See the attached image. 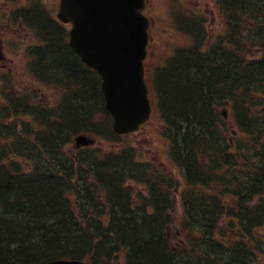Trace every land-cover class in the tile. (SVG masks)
Instances as JSON below:
<instances>
[{
  "label": "trees",
  "instance_id": "16d2710c",
  "mask_svg": "<svg viewBox=\"0 0 264 264\" xmlns=\"http://www.w3.org/2000/svg\"><path fill=\"white\" fill-rule=\"evenodd\" d=\"M217 2L227 6L237 28L238 20L241 26L243 15L252 10L255 45L262 54L251 59L246 54L203 52L194 45L179 51L151 77L162 119L180 137L173 150L183 157L195 185L216 190L191 188L183 197L187 206L182 226L189 241L200 238L197 251L170 247V216L164 206L168 197L141 195L142 204L137 205L123 188L132 172L139 181L149 182L146 173L131 168L132 154L70 150L72 138L82 132L111 139V116L99 81L68 46L62 28L44 14H33L48 33L50 49L42 59L50 77L73 95L54 113L47 111L39 120L19 125L21 129L3 125L0 130V139L7 143L0 155V264H42L64 257L92 264H124V259L126 264H264V238L258 234L264 228V118L251 113L242 117L244 130L263 144L256 149L257 166L245 164L248 154L232 158V146L218 130L219 121L213 120L219 102L231 98L242 111L253 93L264 90V0ZM242 87L245 97L240 99L237 90ZM101 114L103 120L97 118ZM19 155H27L40 170L11 176L8 163L14 166ZM237 196L239 201H231ZM227 218L237 230L238 240L230 245L219 234ZM124 248L129 257L123 255Z\"/></svg>",
  "mask_w": 264,
  "mask_h": 264
},
{
  "label": "water",
  "instance_id": "95a60500",
  "mask_svg": "<svg viewBox=\"0 0 264 264\" xmlns=\"http://www.w3.org/2000/svg\"><path fill=\"white\" fill-rule=\"evenodd\" d=\"M143 0H62L60 18L74 23L70 45L103 78L102 91L120 133L139 128L150 116L144 78L149 22L140 14ZM80 144L90 143L85 136ZM87 143H86V142ZM47 264H85L55 260Z\"/></svg>",
  "mask_w": 264,
  "mask_h": 264
},
{
  "label": "rangeland",
  "instance_id": "374dc122",
  "mask_svg": "<svg viewBox=\"0 0 264 264\" xmlns=\"http://www.w3.org/2000/svg\"><path fill=\"white\" fill-rule=\"evenodd\" d=\"M50 3V7L54 8V6L56 7L58 0H47ZM149 8L151 9V14H152V18L154 20V25H153V29H152V34H153V45L150 48V52H149V59L148 62L146 63V66L149 68V71H153L156 67H158L161 63H162V58L163 60L168 57L169 54L172 50L175 49L176 45H180V44H187V36L186 34L182 33H177L175 31V21H174V14L177 12L176 10H182L186 13H190L192 10H196L198 12H201L202 14H204L209 20H207L209 22V24H206V29L208 30V34L206 35L208 38V42H214L216 40H218V38L220 36H223L226 29L224 28L225 26V22L224 17L222 15V12L219 10V7L216 5H214V1L213 0H152L151 1V5H149ZM211 19H214L211 21ZM169 25L172 27V31H170ZM20 31H25L24 28H22ZM171 32V34H170ZM170 34V35H169ZM158 37L162 40V42L164 44L158 43L156 42L158 40ZM33 43H37V39L32 40ZM174 49H171L173 48ZM15 49L18 47L17 45L15 46ZM26 48V46H25ZM177 48V47H176ZM19 49V48H18ZM27 49V48H26ZM23 50L22 47L20 49V51ZM254 53V50H252ZM250 52L249 51H246ZM232 54H234V51H232ZM237 55V54H236ZM233 55V56H236ZM20 57V56H19ZM19 57L17 58V60L19 59ZM238 57V56H237ZM151 74V73H150ZM12 79V84L13 87L17 90L20 89L21 91L23 90H32L33 91V95L35 94V97H33L31 95V98H33L36 101V105L39 106H44L46 107V104H51L50 107H52L55 103L58 104L61 100V95H62V91H59L56 88L53 87H43L41 88L39 85L36 86L33 83H31L30 81L28 82L27 80L21 78L20 75L18 76H13L11 77ZM255 82H260L262 83V80H258ZM243 88H240L239 90H237V96L240 98L242 96V91ZM54 92H52V91ZM27 93V91H26ZM25 93V95H27ZM19 94H24L23 92H20ZM260 95H264V90L261 91ZM245 97V96H242ZM242 97L240 99H242ZM257 97V96H254ZM230 99V98H229ZM228 98L225 100V104L226 101L229 100ZM264 105V102L260 105L257 104L256 107L257 108H261ZM213 112L216 115H219V109L220 112H224L223 110H227L225 113V115H219L218 117H214L213 119H218L219 121L222 120L224 121V123L226 124V126H228L230 124V126L232 125L233 122H235L234 120V114L232 112V109H230L229 106H223L221 104V102H219L218 105H216L213 108ZM230 112V113H228ZM260 118L264 117V113H260ZM156 118V119H155ZM153 120H151V122L146 125V127L144 129H141L137 135H133L131 137H133L134 139H139L138 140V144L140 147H142L144 150L147 151V148L145 146V143H151L153 142V147L156 148L157 153H155L154 150H148L147 153H150L151 155H155L156 158H161V161L163 162V164L167 165L168 159L165 157L164 153H163V146H162V142H161V138L159 133L157 132V128H158V124H160L162 118L161 115H158L157 117H155ZM2 119V118H1ZM10 118L8 117L7 122L9 123ZM162 127V126H161ZM159 127V128H161ZM230 140V143H232L234 146L244 150V147L250 146L252 148H254V138L255 136H251V140L250 138L246 141H251L248 142L250 143V145H243L241 143V146H238V140H240L239 135L237 134V131L233 130L231 131L230 136L228 137ZM257 142V140H256ZM3 142L0 143V147L2 146ZM110 144H107L106 148H110ZM100 150L106 149V148H101L99 145L97 147ZM241 151V150H240ZM148 155V154H147ZM18 160V158H17ZM7 161L8 160H4L6 166H7ZM256 163V162H255ZM9 164V168H14V166L11 163ZM21 164V163H20ZM23 165V164H22ZM31 164L30 163H26L24 162L23 167L18 168V170L20 171H25L27 167H30ZM54 166V165H53ZM53 166L51 165L50 168H53ZM178 175L181 177V173L178 172ZM180 180V184L181 187H179L176 190V199L175 202L176 205L172 211V215L175 219V222L178 223V221H180L183 218V204L181 203V199H180V190H182L183 185H182V179ZM141 186H137L136 190H140ZM145 195L147 194L146 191L143 192ZM141 194V193H140ZM175 233L177 234V231H175ZM260 234L264 235V228L261 229ZM176 237H178V235H176Z\"/></svg>",
  "mask_w": 264,
  "mask_h": 264
},
{
  "label": "flooded vegetation",
  "instance_id": "af4514ba",
  "mask_svg": "<svg viewBox=\"0 0 264 264\" xmlns=\"http://www.w3.org/2000/svg\"><path fill=\"white\" fill-rule=\"evenodd\" d=\"M3 45V39L0 37V61L2 63V66L5 67L6 65L3 64V60H6L7 55L5 53V50L2 49ZM1 86V85H0ZM4 96L1 92H0V102L4 101Z\"/></svg>",
  "mask_w": 264,
  "mask_h": 264
},
{
  "label": "bare ground",
  "instance_id": "6f19581e",
  "mask_svg": "<svg viewBox=\"0 0 264 264\" xmlns=\"http://www.w3.org/2000/svg\"><path fill=\"white\" fill-rule=\"evenodd\" d=\"M0 202H1V199H0Z\"/></svg>",
  "mask_w": 264,
  "mask_h": 264
}]
</instances>
